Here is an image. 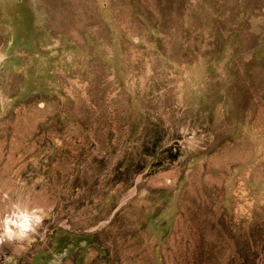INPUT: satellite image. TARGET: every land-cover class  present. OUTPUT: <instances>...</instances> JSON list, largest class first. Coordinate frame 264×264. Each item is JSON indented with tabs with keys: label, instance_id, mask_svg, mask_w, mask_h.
<instances>
[{
	"label": "rangeland",
	"instance_id": "374dc122",
	"mask_svg": "<svg viewBox=\"0 0 264 264\" xmlns=\"http://www.w3.org/2000/svg\"><path fill=\"white\" fill-rule=\"evenodd\" d=\"M0 264H264V0H0Z\"/></svg>",
	"mask_w": 264,
	"mask_h": 264
},
{
	"label": "bare ground",
	"instance_id": "6f19581e",
	"mask_svg": "<svg viewBox=\"0 0 264 264\" xmlns=\"http://www.w3.org/2000/svg\"><path fill=\"white\" fill-rule=\"evenodd\" d=\"M29 215H30V214H29ZM29 215L26 214V213H24V219H23V222H22V227H23V228H26V227L29 228V226L31 225V224H30V220H31V219H29ZM8 233H9V234L11 233V230H10L9 227H8Z\"/></svg>",
	"mask_w": 264,
	"mask_h": 264
}]
</instances>
